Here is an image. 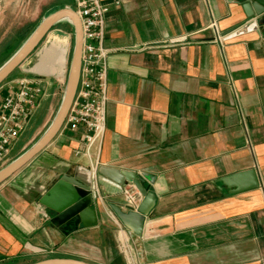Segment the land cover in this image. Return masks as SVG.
Instances as JSON below:
<instances>
[{
  "label": "crops",
  "instance_id": "obj_1",
  "mask_svg": "<svg viewBox=\"0 0 264 264\" xmlns=\"http://www.w3.org/2000/svg\"><path fill=\"white\" fill-rule=\"evenodd\" d=\"M60 1L73 6V0ZM101 2L109 4L104 45L111 49L103 138L89 160L73 154L82 128L59 131L0 184V264L47 257L92 264H264V13L247 16L238 0ZM71 36L70 29L63 37L61 76L44 73L49 92L65 79ZM37 110L10 160L37 138L35 130L25 136ZM101 166L141 175L154 194L139 234L110 204L134 211L142 195L126 206L123 190L133 184L105 176ZM247 170L257 186L221 182ZM62 175L93 186L96 225L64 229L39 203ZM121 235L133 263L122 253Z\"/></svg>",
  "mask_w": 264,
  "mask_h": 264
},
{
  "label": "water",
  "instance_id": "obj_2",
  "mask_svg": "<svg viewBox=\"0 0 264 264\" xmlns=\"http://www.w3.org/2000/svg\"><path fill=\"white\" fill-rule=\"evenodd\" d=\"M247 16L264 13V0H238ZM65 21L72 30V47L68 59L64 89L58 107L44 131L20 154L0 168V184L15 171L25 165L36 154L43 150L60 131L71 103L75 97L81 64L82 28L79 17L70 6H62L45 14L34 26L27 37L15 51L0 64V85L4 80L35 50L46 34L56 24ZM99 172L105 176L125 184L131 182L143 199L134 211H123L119 206L110 204L121 223L135 234H139L144 216L153 206L155 196L147 190L141 175L134 172L101 166ZM221 182L231 187L236 183L238 189H247L258 185L253 170L239 172L221 179ZM240 182V184H238ZM39 203L49 208L62 224L64 229L71 230L79 224L90 227L98 223V213L93 206L91 187L68 175L60 176L39 198ZM66 232V231H65ZM28 264H92L73 257H47Z\"/></svg>",
  "mask_w": 264,
  "mask_h": 264
},
{
  "label": "built area",
  "instance_id": "obj_3",
  "mask_svg": "<svg viewBox=\"0 0 264 264\" xmlns=\"http://www.w3.org/2000/svg\"><path fill=\"white\" fill-rule=\"evenodd\" d=\"M72 8L82 28L81 64L75 97L60 132H77L82 128L73 154L90 160L91 148L100 143L105 131L107 57L111 49L104 45V28L109 4L101 0H73ZM32 67L22 62L18 66L20 75L6 82L7 93L0 104V168L10 161L14 144L50 93L44 73ZM91 190L95 196L93 186ZM123 193L128 207L134 206L141 196L134 185H129ZM118 241L124 256L133 263L135 258L128 239L121 235Z\"/></svg>",
  "mask_w": 264,
  "mask_h": 264
},
{
  "label": "rangeland",
  "instance_id": "obj_4",
  "mask_svg": "<svg viewBox=\"0 0 264 264\" xmlns=\"http://www.w3.org/2000/svg\"><path fill=\"white\" fill-rule=\"evenodd\" d=\"M58 2L59 0H0V49L5 44H7L12 40V37L20 28L28 25H32L34 27L50 9H52L53 7H55V5H57ZM63 24H67L68 28L62 27ZM70 29H71L70 25L65 21H62L58 25H55V27H53L50 30V32L46 34V36L42 39L40 44L35 48V50L23 61L24 65L28 67L37 59L36 52L40 47L48 43L47 40L48 39L50 40L53 35L59 34L60 35L59 37H64L65 33L68 32ZM71 47H72V36L70 38V51H71ZM48 49L49 48L46 47V49L44 48V50L38 53L39 54L38 59L35 62V64L36 65L40 64V66H43L44 69L46 70V74L61 76L62 71L61 73L50 71V66H53L55 60L47 64L51 58V56L50 57L45 56V51ZM70 51H69V55H70ZM47 59L49 60L47 61ZM68 59H67L66 67L68 65ZM19 75H20V71L19 68L17 67L4 80L3 83ZM63 89H64V80L59 90L58 88H52V90H50L49 96L43 101V103H40L38 107L36 115L34 116L36 120L34 126L31 128V131H29L30 133L29 134L26 133L25 136L26 135L30 136L32 133H34L35 130L37 131L35 133V137H38L44 131V129L52 119L58 107ZM42 121H46L45 125L38 129V126L40 123H42ZM23 138L25 137L22 136V139Z\"/></svg>",
  "mask_w": 264,
  "mask_h": 264
},
{
  "label": "bare ground",
  "instance_id": "obj_5",
  "mask_svg": "<svg viewBox=\"0 0 264 264\" xmlns=\"http://www.w3.org/2000/svg\"><path fill=\"white\" fill-rule=\"evenodd\" d=\"M48 44H50V45H48ZM46 47H48L49 49L45 51V56H47V57L51 56L50 60L47 59V61L49 60L47 64H49V62H52L53 60H55V62L57 61V64L54 65V67L58 66L57 68L50 66V71L61 73V71H63L64 61H65L64 56L66 54V49H67L66 48V42H65L64 38L59 37L57 35H53L51 40L40 48L39 52L44 50V48L46 49ZM32 66H33L32 68L34 70H40L43 73H46V70L44 69L43 66H40V64H37V65L34 64Z\"/></svg>",
  "mask_w": 264,
  "mask_h": 264
},
{
  "label": "trees",
  "instance_id": "obj_6",
  "mask_svg": "<svg viewBox=\"0 0 264 264\" xmlns=\"http://www.w3.org/2000/svg\"><path fill=\"white\" fill-rule=\"evenodd\" d=\"M70 1L71 0H68V4H71ZM64 5H65V1H60L57 3V5H55V7L50 9L47 13H49L50 11H52L56 8L62 7ZM58 24H56V25H58ZM53 27H55V26H53ZM62 27L68 28L67 24H63ZM33 28L34 27L32 25H28V26H24V27L20 28L19 30H17L15 35L12 37V40L10 42H8L7 44H5L0 49V64H2L15 51V49L18 47V45L27 37V35L31 32V30Z\"/></svg>",
  "mask_w": 264,
  "mask_h": 264
}]
</instances>
